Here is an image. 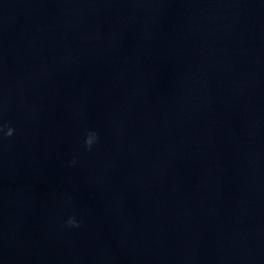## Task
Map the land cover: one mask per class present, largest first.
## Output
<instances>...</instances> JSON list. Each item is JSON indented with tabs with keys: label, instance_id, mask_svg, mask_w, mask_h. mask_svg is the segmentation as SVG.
<instances>
[{
	"label": "water",
	"instance_id": "water-1",
	"mask_svg": "<svg viewBox=\"0 0 264 264\" xmlns=\"http://www.w3.org/2000/svg\"><path fill=\"white\" fill-rule=\"evenodd\" d=\"M0 125V264H264V0H0Z\"/></svg>",
	"mask_w": 264,
	"mask_h": 264
},
{
	"label": "clouds",
	"instance_id": "clouds-1",
	"mask_svg": "<svg viewBox=\"0 0 264 264\" xmlns=\"http://www.w3.org/2000/svg\"><path fill=\"white\" fill-rule=\"evenodd\" d=\"M13 133L14 128L0 125V135H3L4 137H11ZM97 139L98 136L95 132L90 133L85 140V146L91 149V147L97 142ZM66 224L70 227H79V222L75 219V217H69Z\"/></svg>",
	"mask_w": 264,
	"mask_h": 264
}]
</instances>
